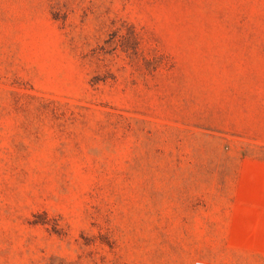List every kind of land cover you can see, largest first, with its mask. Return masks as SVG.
<instances>
[{
  "label": "rangeland",
  "instance_id": "obj_1",
  "mask_svg": "<svg viewBox=\"0 0 264 264\" xmlns=\"http://www.w3.org/2000/svg\"><path fill=\"white\" fill-rule=\"evenodd\" d=\"M0 264H264V0H0Z\"/></svg>",
  "mask_w": 264,
  "mask_h": 264
}]
</instances>
